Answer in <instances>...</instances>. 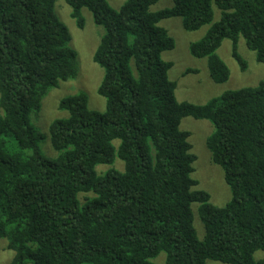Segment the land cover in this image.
<instances>
[{"label":"trees","instance_id":"16d2710c","mask_svg":"<svg viewBox=\"0 0 264 264\" xmlns=\"http://www.w3.org/2000/svg\"><path fill=\"white\" fill-rule=\"evenodd\" d=\"M65 1L80 29L86 8L105 30L93 61L103 69L106 108L91 110L84 93L62 99L68 115L49 126L58 153L49 158L32 115L77 75L71 34L56 0H0V240L14 252L9 264H156L162 253L164 264H264L255 257L264 253V81L204 105L179 102L173 64L162 57L175 40L159 25L174 17L186 31L211 25L190 53L225 83L224 40L243 71L242 38L264 64V0H174L158 12L151 6L160 0H124L118 11L107 0ZM186 117L214 126L211 160L232 192L224 207L196 188ZM101 165L112 167L100 173Z\"/></svg>","mask_w":264,"mask_h":264},{"label":"rangeland","instance_id":"374dc122","mask_svg":"<svg viewBox=\"0 0 264 264\" xmlns=\"http://www.w3.org/2000/svg\"><path fill=\"white\" fill-rule=\"evenodd\" d=\"M107 1L116 11L120 10L124 3V0ZM173 7L174 0H160L151 6V10L158 12ZM214 10L213 23L218 22L221 17V12L216 6H214ZM55 13L71 34L69 46L77 54V75L67 82H60L57 88L52 89L43 99L41 110L32 115V122L42 136L43 153L49 158L58 156L50 141L49 126L54 120L66 118L68 115L66 111L59 108L62 99L84 93L88 98V105L91 110L104 112L106 108L105 99L98 93L103 78V69L93 61L94 54L104 36V28L98 26L92 13L84 8L82 14L85 27L80 29L76 20L71 17V8L65 0H56ZM159 25L165 28L175 40V48L164 52L162 57L166 62L173 64L168 75L171 81L177 83L176 98L179 102L204 105L228 91L256 87L264 81V64L257 61L255 52L247 48L243 38L239 42V54L246 62V69L243 71L239 63L232 57V42L224 40L217 52L229 67L230 78L225 83H215L210 76L207 59L195 58L190 53V45L204 38L211 25H205L197 31H186L182 19L179 17L162 20ZM181 129L191 134L189 138L192 145L191 152L196 156L195 172L192 176L199 183L196 188L208 192L213 205L217 207L226 206L232 199V192L225 182L223 169L213 164L211 152L207 145V140L213 133L214 126L208 120H195L186 117L181 122ZM116 163L115 168L124 169L120 160H116ZM111 167L110 165H101L98 166L97 170L102 173ZM80 196L81 201L84 202L86 198L92 197V194H81ZM193 210L197 236L200 240H204L205 226L198 215V205H193ZM255 257L257 260L264 259V253L257 252ZM13 258L14 252L8 250L7 240H0V264H9ZM165 260L166 254L162 253L153 259V262L164 264ZM208 264L222 263L208 261Z\"/></svg>","mask_w":264,"mask_h":264}]
</instances>
